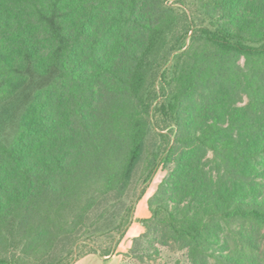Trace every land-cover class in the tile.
<instances>
[{"label":"trees","instance_id":"obj_1","mask_svg":"<svg viewBox=\"0 0 264 264\" xmlns=\"http://www.w3.org/2000/svg\"><path fill=\"white\" fill-rule=\"evenodd\" d=\"M28 73L49 79L0 143V264L113 256L135 222L128 264H264V0H0V101ZM141 162L138 200L172 166L146 219Z\"/></svg>","mask_w":264,"mask_h":264},{"label":"rangeland","instance_id":"obj_2","mask_svg":"<svg viewBox=\"0 0 264 264\" xmlns=\"http://www.w3.org/2000/svg\"><path fill=\"white\" fill-rule=\"evenodd\" d=\"M48 79L49 76L44 77V76H38L34 73H28V78L26 83L21 87V89L18 92L11 99L7 101H0V143L9 144L14 140L15 135L18 132L22 116L24 115L25 111L28 109L37 90H39L41 86L48 81ZM156 141L157 138L155 133L150 132L148 136V144H149L148 146L152 148V144ZM141 168H142V162L136 170L134 184L128 193V197L126 198L127 202H130L132 199H136L135 196H137L143 188V186L138 181ZM171 169L172 166L170 165L161 166V168L158 170L155 177L147 187L145 195L139 200L136 199L138 201L137 202L138 209L140 208L141 210V202L145 198L150 197L156 191L159 183L165 177L168 176ZM100 212H101L100 210H97L96 214L92 215V220H94V218L97 217L100 214ZM98 226L100 230V232H98L99 234L103 229L107 228L108 222H100ZM93 236L96 237L95 233L92 234V237ZM156 258L157 257L145 258L144 264L160 263L158 258L157 259ZM163 258L164 260L166 259L169 260L170 264H177L178 261L179 264H187L181 252L173 253L172 251L164 250Z\"/></svg>","mask_w":264,"mask_h":264},{"label":"crops","instance_id":"obj_3","mask_svg":"<svg viewBox=\"0 0 264 264\" xmlns=\"http://www.w3.org/2000/svg\"><path fill=\"white\" fill-rule=\"evenodd\" d=\"M148 199L149 197L145 198L143 201L141 200L142 202H144H141V210L140 208L138 209V206L136 208V215L139 219H146L151 216V212L148 206ZM141 232H143L142 224L140 222H135L130 227L123 241L120 243L118 248L119 254L113 256H100L98 254H89L77 260L74 264H128L127 261H125L123 253L128 251L132 244L133 238L139 235Z\"/></svg>","mask_w":264,"mask_h":264}]
</instances>
